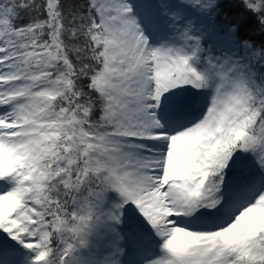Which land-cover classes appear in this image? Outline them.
<instances>
[{
	"label": "snow or ice",
	"instance_id": "obj_1",
	"mask_svg": "<svg viewBox=\"0 0 264 264\" xmlns=\"http://www.w3.org/2000/svg\"><path fill=\"white\" fill-rule=\"evenodd\" d=\"M0 264H264V0H0Z\"/></svg>",
	"mask_w": 264,
	"mask_h": 264
},
{
	"label": "rangeland",
	"instance_id": "obj_2",
	"mask_svg": "<svg viewBox=\"0 0 264 264\" xmlns=\"http://www.w3.org/2000/svg\"><path fill=\"white\" fill-rule=\"evenodd\" d=\"M7 187L6 185L2 186V188L0 190H2L3 188Z\"/></svg>",
	"mask_w": 264,
	"mask_h": 264
},
{
	"label": "bare ground",
	"instance_id": "obj_3",
	"mask_svg": "<svg viewBox=\"0 0 264 264\" xmlns=\"http://www.w3.org/2000/svg\"><path fill=\"white\" fill-rule=\"evenodd\" d=\"M4 186V185H3ZM2 188V186H0V189Z\"/></svg>",
	"mask_w": 264,
	"mask_h": 264
}]
</instances>
